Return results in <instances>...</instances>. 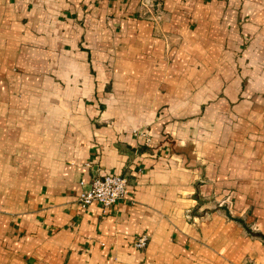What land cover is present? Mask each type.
<instances>
[{
  "label": "crops",
  "instance_id": "obj_1",
  "mask_svg": "<svg viewBox=\"0 0 264 264\" xmlns=\"http://www.w3.org/2000/svg\"><path fill=\"white\" fill-rule=\"evenodd\" d=\"M0 264H264V0H0Z\"/></svg>",
  "mask_w": 264,
  "mask_h": 264
},
{
  "label": "built area",
  "instance_id": "obj_2",
  "mask_svg": "<svg viewBox=\"0 0 264 264\" xmlns=\"http://www.w3.org/2000/svg\"><path fill=\"white\" fill-rule=\"evenodd\" d=\"M79 185L76 200L81 207L96 202L104 210L127 193V178L120 173H102L88 181L80 179ZM146 239V234L141 233L134 237L132 243L141 248Z\"/></svg>",
  "mask_w": 264,
  "mask_h": 264
}]
</instances>
